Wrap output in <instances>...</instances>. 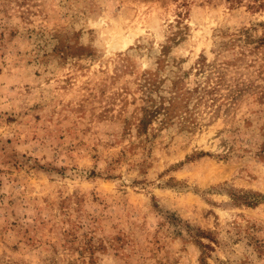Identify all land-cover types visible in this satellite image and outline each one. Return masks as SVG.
I'll return each mask as SVG.
<instances>
[{"label": "rangeland", "instance_id": "obj_1", "mask_svg": "<svg viewBox=\"0 0 264 264\" xmlns=\"http://www.w3.org/2000/svg\"><path fill=\"white\" fill-rule=\"evenodd\" d=\"M0 264H264V0H0Z\"/></svg>", "mask_w": 264, "mask_h": 264}, {"label": "trees", "instance_id": "obj_2", "mask_svg": "<svg viewBox=\"0 0 264 264\" xmlns=\"http://www.w3.org/2000/svg\"><path fill=\"white\" fill-rule=\"evenodd\" d=\"M233 1L238 2L240 0H233ZM176 105H177V99L175 96L172 95V99L168 102L167 105L161 104V105H157L154 109L153 108L145 109V112L143 113L140 119L141 126H146L152 120V118L161 110L164 112L166 116L168 117L172 116L173 114H175L174 108Z\"/></svg>", "mask_w": 264, "mask_h": 264}, {"label": "bare ground", "instance_id": "obj_3", "mask_svg": "<svg viewBox=\"0 0 264 264\" xmlns=\"http://www.w3.org/2000/svg\"><path fill=\"white\" fill-rule=\"evenodd\" d=\"M123 46H124V44H123Z\"/></svg>", "mask_w": 264, "mask_h": 264}]
</instances>
